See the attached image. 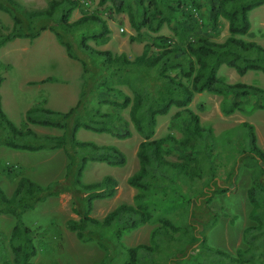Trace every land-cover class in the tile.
Masks as SVG:
<instances>
[{
    "label": "trees",
    "instance_id": "16d2710c",
    "mask_svg": "<svg viewBox=\"0 0 264 264\" xmlns=\"http://www.w3.org/2000/svg\"><path fill=\"white\" fill-rule=\"evenodd\" d=\"M105 1L100 0L101 3ZM88 4V0H48L43 8H29L19 0H0V11L12 19L8 31L0 32V48L17 38L32 40L41 32L50 30L64 47L66 55L79 60L82 70L90 72L88 78L99 82L105 90L108 96L97 97V106L109 104L115 109L114 112L96 110L89 113L87 91L83 89L75 105L68 110L32 106L25 111L21 123L16 125L3 110L0 92V146L30 152L62 149L67 157L62 180L46 185L24 175V165L0 161V174L16 179L10 195L0 186V214H10L14 218L9 234L13 264H34L33 258L38 253L24 214L48 197L63 193L71 196L72 212L77 215V218L66 220V228L73 231L80 241L96 242L106 252L103 258L91 264H160L154 257L155 250L159 248L157 239L170 241L172 238H167V229L177 231L179 227L165 216L155 219L148 202L151 189L165 186L168 181L174 183L177 174L188 178L202 177L205 164L201 153L210 155L213 146L211 129L202 126L199 116L188 108L195 93L208 91L242 98L253 95L260 100L257 108L264 109V88L245 82L230 83L218 75L222 64L234 68L241 76L249 70L264 74V47L240 37L251 27L249 12L264 5V0H210L213 25L216 26L220 18L227 21L228 36L220 42L205 35L192 36L201 24L198 12L202 5L196 0H192L187 9L179 4H165L162 0H137L135 3L113 0L114 10L126 13L131 27L138 32L137 37L130 39L144 42L141 54L132 60L123 53L114 55L109 50H100L87 43L90 39L97 43L111 32L103 16L98 11H89ZM75 9L80 16L71 20ZM173 21L176 25H172ZM164 25L171 26L170 37L150 35ZM74 37L76 41H73ZM75 44L80 54L76 52ZM115 75L119 83L135 87L133 96L110 84L109 76ZM143 79L150 83L135 86V81ZM3 81L4 76L0 72V86ZM242 103L243 100H237L223 111L228 114L239 107L243 111ZM172 107L179 110L171 116L169 128L180 126L182 136L176 138L167 133L155 138L157 115L167 114ZM126 108H129V120L121 114ZM129 121L142 137L136 151L139 167L126 179L127 184L136 189L133 202L122 201L102 218L94 217L95 200L113 197L118 180L105 175L100 180L85 182L83 175L88 163L123 165L126 157L113 145L82 141L76 133L85 129L125 139L132 135ZM30 125L58 128L62 133H38ZM241 125L247 129L248 142L240 152L248 153L261 163L259 173L252 178L246 191L251 205L248 218L252 223L242 231V241L248 248L254 247V251L247 256L246 249L238 248L232 255L207 247L205 249L212 253L206 259L213 264H249L254 252L261 253L259 262L264 264V151L257 145L253 125L247 121ZM166 145L177 147L182 160L168 161ZM154 221L159 225L150 231V244L126 247L119 243L124 233ZM105 230H114V239L109 238ZM197 238L191 235V244L198 242ZM260 244L262 246L257 250ZM124 255L126 257L122 258ZM0 256L3 264H9L4 249L0 250Z\"/></svg>",
    "mask_w": 264,
    "mask_h": 264
},
{
    "label": "rangeland",
    "instance_id": "374dc122",
    "mask_svg": "<svg viewBox=\"0 0 264 264\" xmlns=\"http://www.w3.org/2000/svg\"><path fill=\"white\" fill-rule=\"evenodd\" d=\"M29 8H43L48 0H19ZM89 11H98L109 25L111 32L105 39L97 43L88 40L87 43L100 50H109L114 55L125 54L134 59L141 54L144 42L131 40L137 37L124 12L114 10L113 0H88ZM148 1V0H144ZM165 4H179L187 9L192 0H162ZM201 3L198 15L201 24L197 26L192 36L205 35L211 40L223 41L228 36L227 21L219 19L216 26L211 21L210 0H196ZM135 3L137 0H128ZM179 2V3H178ZM80 16L78 9L72 13L71 20ZM251 27L244 40H252L264 47V5L249 12ZM12 25L11 17L0 11V32H6ZM172 25H176L173 21ZM145 31L141 29V32ZM145 33V32H143ZM150 35L170 37L171 26L164 25L161 30ZM76 41V38H72ZM76 52L80 51L75 44ZM0 72L4 81L0 86L2 107L7 116L16 125L24 118L25 111L41 105L54 110L66 111L74 106L83 89L87 91V108L92 113L114 112L112 105L97 106L95 100L107 97L99 82L95 83L88 78L90 72L85 73L79 60L66 55L64 47L58 42L53 32L45 30L35 39L17 38L0 48ZM218 75L227 82H245L264 88V74L261 71L249 70L239 75L232 67L222 64ZM48 77H51L49 79ZM49 79V80H45ZM110 84L130 96H133L134 86L119 83L115 76H109ZM135 79L133 78V81ZM42 81V82H41ZM86 83V84H85ZM148 85L147 79L135 81V86ZM155 88V84H152ZM243 100L240 111L235 108L230 113L228 109L233 102ZM260 100L253 95L248 98L234 97L221 93L203 91L195 93L188 108L193 110L200 119V124L209 127L212 131L213 146L210 155L201 153L204 162L202 177L188 178L177 174L174 183L151 189L149 204L154 217L165 216L179 227V230L167 229V238L159 241V248L154 257L160 264H213L206 257L212 251L205 248L219 249L235 255L241 248L247 251V256L254 251L242 241L244 227L251 224L248 213L251 205L246 191L257 176L261 163L248 153H241L240 149L247 147V129L241 125L247 121L254 127L257 145L264 151V109L257 108ZM129 108L121 111L122 116L129 120ZM179 110L172 107L165 115H157L154 137L158 138L172 133L176 138L182 136L181 127L169 128L171 116ZM38 133L59 135L62 129L30 125ZM129 128L132 135L119 139L109 133H96L80 129L76 137L82 141H91L97 144H109L117 147L125 155L123 165H109L105 162H89L85 169L83 180L92 182L100 180L105 175H111L118 180L116 193L113 197L96 199L92 215L102 218L118 203L133 202L136 189L129 186L126 179L138 167L136 151L142 137L136 132L131 121ZM210 142V141H209ZM200 146L204 147L202 142ZM168 152L165 157L168 161L182 160L179 149L166 145ZM0 161L24 165L23 174L46 185L53 181L62 180L65 172L67 157L62 149L40 150L36 152L22 151L0 146ZM16 184V179H10L0 174V186L7 195H10ZM69 218H77L72 212V200L68 193L48 197L35 208L24 214L25 224L31 229L37 255L33 258L34 264H91L99 261L106 254L96 242H82L73 231L66 228L65 222ZM14 223L10 214H0V250L4 249L6 260L12 263V251L9 246V234ZM159 225L157 221L140 225L131 232L124 233L119 243L123 246H134L138 243L150 244V231ZM105 234L114 239V230H105ZM195 235L198 242L192 243L190 237ZM261 244L257 250L261 248ZM196 253V254H195ZM253 260L249 264H260L262 255L254 252ZM126 255L122 256V258ZM146 263H149L146 261ZM0 264H3L0 256Z\"/></svg>",
    "mask_w": 264,
    "mask_h": 264
}]
</instances>
